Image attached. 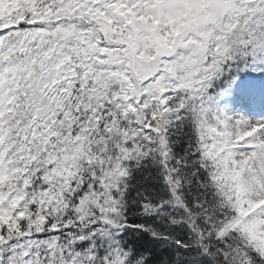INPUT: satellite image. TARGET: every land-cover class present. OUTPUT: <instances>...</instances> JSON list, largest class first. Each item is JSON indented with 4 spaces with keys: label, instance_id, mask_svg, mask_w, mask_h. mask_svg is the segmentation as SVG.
<instances>
[{
    "label": "snow or ice",
    "instance_id": "1",
    "mask_svg": "<svg viewBox=\"0 0 264 264\" xmlns=\"http://www.w3.org/2000/svg\"><path fill=\"white\" fill-rule=\"evenodd\" d=\"M0 264H264V0H0Z\"/></svg>",
    "mask_w": 264,
    "mask_h": 264
}]
</instances>
